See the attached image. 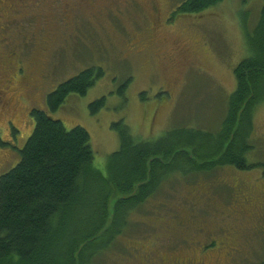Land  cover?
Listing matches in <instances>:
<instances>
[{
    "label": "rangeland",
    "instance_id": "obj_1",
    "mask_svg": "<svg viewBox=\"0 0 264 264\" xmlns=\"http://www.w3.org/2000/svg\"><path fill=\"white\" fill-rule=\"evenodd\" d=\"M183 1L0 0V176L18 162L34 108L66 129L85 128L93 167L104 176L120 145L112 123L122 121L140 140L175 128L218 132L264 0L176 14ZM90 67L103 76L48 111L47 95ZM102 97L104 106L90 112ZM253 122L250 168L174 173L128 213L92 264H264V101Z\"/></svg>",
    "mask_w": 264,
    "mask_h": 264
},
{
    "label": "trees",
    "instance_id": "obj_2",
    "mask_svg": "<svg viewBox=\"0 0 264 264\" xmlns=\"http://www.w3.org/2000/svg\"><path fill=\"white\" fill-rule=\"evenodd\" d=\"M221 1L184 0L175 12L198 15ZM246 44L249 55L234 68L236 88L218 132L175 128L140 140L122 121L112 123L120 145L107 158L106 176L93 167L85 128L66 129L46 111L32 109L33 130L19 160L0 176V264H92L121 232L128 213L174 173L250 168L245 155L264 101V4ZM102 76L101 68L90 67L62 82L47 95V110L56 111L71 93L85 94ZM105 100L93 101L90 112Z\"/></svg>",
    "mask_w": 264,
    "mask_h": 264
},
{
    "label": "flooded vegetation",
    "instance_id": "obj_3",
    "mask_svg": "<svg viewBox=\"0 0 264 264\" xmlns=\"http://www.w3.org/2000/svg\"><path fill=\"white\" fill-rule=\"evenodd\" d=\"M0 95H1V97H0L1 101L4 102L3 99H2V96H4L3 91H0ZM200 252H202L201 249H200ZM173 261H174V264H180V263H185L186 264L188 262V260L181 261V259H173Z\"/></svg>",
    "mask_w": 264,
    "mask_h": 264
}]
</instances>
